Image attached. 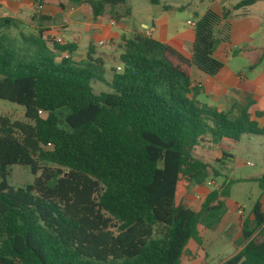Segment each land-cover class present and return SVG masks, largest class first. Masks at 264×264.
I'll use <instances>...</instances> for the list:
<instances>
[{"label":"trees","instance_id":"trees-1","mask_svg":"<svg viewBox=\"0 0 264 264\" xmlns=\"http://www.w3.org/2000/svg\"><path fill=\"white\" fill-rule=\"evenodd\" d=\"M70 1L88 4L94 18L131 14L125 0ZM257 1L207 9L188 57L147 35L123 36L108 79L94 46L76 61L73 43L52 38L50 49L38 30L21 35L33 43L21 55L0 32V99L22 105L26 118L0 116V264H180L189 240L202 244L198 226L220 222L229 185L243 179L223 180L192 209L190 186L222 171L196 150L205 139L264 136V110L253 99L227 110L199 102L191 70L213 76L223 67L214 52L230 40L231 11ZM17 23L0 11V29ZM16 164L38 173L32 183L9 185ZM252 180L260 195L221 264H264V173Z\"/></svg>","mask_w":264,"mask_h":264},{"label":"crops","instance_id":"crops-1","mask_svg":"<svg viewBox=\"0 0 264 264\" xmlns=\"http://www.w3.org/2000/svg\"><path fill=\"white\" fill-rule=\"evenodd\" d=\"M25 2L26 5H33V12L29 15L30 23H28V21L24 22L22 17H20V10L23 6L22 2L15 0H0V11L5 16L18 19L21 24H24L29 29H33L36 32L42 30V37L45 39L46 46L50 49L53 48L48 41L52 38L54 40H56V38H61L63 43H73L75 45V50L71 57L76 61L86 59L89 47L91 46H94L93 58L100 57L103 59V57L107 56L106 52L97 51L95 49L96 44L104 45L108 43L110 49L115 51L118 56L121 52V38L123 36L130 37L135 34L145 35L143 33L145 27H149L150 29V33L147 36L173 46L187 57L191 54L194 40V25L187 23L190 20H187L186 26L175 24L169 7L164 8L163 5L165 4L159 1L156 2L159 7L158 11L152 13L148 21H142L140 23L141 29L132 31L131 35L114 30L118 21L111 24L109 21L110 19L101 17L94 18L90 6L86 3H74L70 0H37L36 2H41L43 4L42 8L37 10L34 7L35 2L33 3L31 0H26ZM214 9L220 11L221 7H215ZM39 14L43 15L44 19L37 20ZM229 19L231 23L230 40L219 44L214 52L216 57L223 60V67L213 76H208L195 67L191 70V81L193 85L197 87L196 99L201 103L214 106L218 110H227L230 109L235 102L253 99L255 102L254 107L257 110L263 111L264 0L257 1L244 9L231 11ZM191 22L194 23L195 21ZM99 42H101V44H99ZM237 52L240 53L243 59L248 61L251 69L254 70L255 75L252 79H247V76L242 71H234L228 68L227 56L230 53ZM258 65L260 66L259 71L255 68ZM258 121L260 124L263 123L262 118H259ZM225 142L226 141H223L217 144L214 148L210 140L205 139L197 148L196 153L206 158L202 150H208L212 147L214 159H220L223 157V154L230 155L227 150L229 145ZM209 181L214 182L215 186L219 185L215 178H207L202 183L191 185L190 187L192 190L191 192L188 191V195L185 199L186 205L196 204V207H191L195 210L199 207L200 200L212 187H214L208 184ZM195 199L199 200L196 201ZM227 200L228 197L225 199V205L227 204ZM260 202L264 213V193L260 196ZM238 208L240 209L238 203L230 202L220 222L213 228V231L220 229L226 231L236 220L238 221L237 223L241 225V222L239 223L237 218L238 211L236 212V210H238ZM239 234H234L231 243L235 242ZM210 242L212 243L213 239H211ZM233 247V253H235L237 251L235 243ZM190 254L188 250L185 255Z\"/></svg>","mask_w":264,"mask_h":264},{"label":"rangeland","instance_id":"rangeland-1","mask_svg":"<svg viewBox=\"0 0 264 264\" xmlns=\"http://www.w3.org/2000/svg\"><path fill=\"white\" fill-rule=\"evenodd\" d=\"M15 1L23 3L20 10V17H22L24 22L28 21V23H30L29 15L33 12V5H26V0ZM158 1L169 7V11L172 13V19L175 24L186 26L187 20L196 21L207 9L228 7L240 0ZM124 6L130 8L131 14L130 16L119 20L116 27H114V30L117 32L122 31L127 35H131L134 30H140V23L142 21H148L151 14L157 12L159 8L158 4L152 0H125ZM0 32L7 36L6 39L4 38L3 42L16 49L21 55L26 52V49L28 50V48L33 47V43L24 41L21 35L36 36L38 38L35 30L29 29L21 23H17L15 26L12 25L9 29L1 28ZM37 44L38 47H41L42 40L38 39ZM22 48H25V50L20 52L19 50ZM95 49L97 51L106 52L107 56L103 57V67L105 69L104 78L108 79L109 69L115 67L119 63L118 56L115 51L110 49L108 43L104 45L96 44ZM41 50L46 54H52L47 52L46 49L42 48ZM53 52L56 54L55 51ZM60 55L61 54L57 55V57ZM226 59L228 68H231L234 71H242L249 80L254 77V70L251 69L248 61L243 59L239 52L230 53ZM255 68L259 71L260 66L258 65ZM103 89L108 90L107 87ZM0 116H6L11 120L26 121L24 107L6 99H0ZM225 143L229 145L227 150L231 157L224 158V164L215 161L212 147L208 150H202V152L206 155V159L209 158L217 168H221L222 170L220 176H210L209 178H215L219 184H221L223 180L243 179V181H234L229 185V196L227 204L225 205L227 208L230 202H236L239 204L240 209L238 208L236 212L238 211L237 218L240 223L249 216L251 207L260 193L256 181H253L252 178L264 173V136L244 135L237 143L230 141H226ZM215 147L216 145L214 144V148ZM37 174H33L27 166L16 164L10 167L7 181L9 185L13 187H22L27 183H32ZM211 185L215 186L214 184ZM191 190L192 188L190 187L189 191L191 192ZM195 200L197 201L199 199ZM189 206L194 208L196 207V204ZM237 222L238 221L236 220L226 231L223 229L213 231V229H204L199 225L198 230L203 239L202 244H198L192 239L189 240L187 243V249L191 254L183 255L180 264H221L224 259L233 253L234 243H231V239L235 233L239 234L240 231V225ZM211 239H213L212 243L210 242Z\"/></svg>","mask_w":264,"mask_h":264},{"label":"built area","instance_id":"built-area-1","mask_svg":"<svg viewBox=\"0 0 264 264\" xmlns=\"http://www.w3.org/2000/svg\"><path fill=\"white\" fill-rule=\"evenodd\" d=\"M42 6H43V4H42L41 2H36L34 7H35L37 10H40V9L42 8ZM109 21H110L111 24L114 23V20H113V19H110ZM187 23H188V24H191V25H194V23L191 22V21H188ZM143 33H144L145 35H148V34L150 33V29H149V27H145L144 30H143ZM55 41H56L57 43H61V42H62L61 38H56ZM99 44H101V42H99ZM63 56H64L65 58H67V57H68V54L64 53ZM117 69H119L118 66H117ZM208 184H214V182L209 181Z\"/></svg>","mask_w":264,"mask_h":264}]
</instances>
